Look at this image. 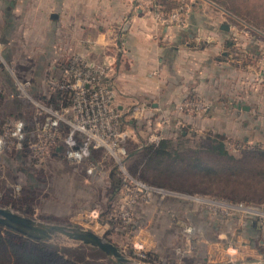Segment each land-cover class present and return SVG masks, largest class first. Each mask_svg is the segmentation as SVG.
<instances>
[{
  "label": "rangeland",
  "instance_id": "obj_1",
  "mask_svg": "<svg viewBox=\"0 0 264 264\" xmlns=\"http://www.w3.org/2000/svg\"><path fill=\"white\" fill-rule=\"evenodd\" d=\"M128 1L134 6L140 3ZM179 1L186 5L185 23L191 3H200L196 15L202 17L203 24L198 30L191 28V34H198V40L191 44L199 42L201 47L211 48L218 44L216 38L223 37L221 45H217V58L223 61L219 64L222 66L213 74L207 67L208 75H213L216 82L205 83L200 96L190 92L175 105V115L167 116L157 108L154 115L147 117L150 122L142 123L143 130L148 128L146 135L141 136L138 130L132 135L126 130V113L114 102L117 87L109 79L107 65L95 55L90 59L76 53L59 59L50 65L45 85L50 73L59 74L53 67L59 69L74 58L105 69L102 78L111 84L113 107L125 131L126 155L121 158L122 166L104 149L91 151L88 159L80 162L50 156L38 164L4 152L0 156V206L42 222L90 230L113 243L134 264L264 263V215L259 217L250 212L254 208L264 212V201L235 203L228 193L216 194L215 190L201 186L194 187L191 193L172 190L177 193L162 196L143 190L148 196L141 192L131 197V186L129 189L123 186L127 174L148 186L161 187L150 181L154 178L151 173L145 175L149 180L142 179L145 167L141 151L162 139L172 146L185 143L192 148L206 147L219 140L234 156H239L243 148H264V30L210 0ZM153 3L148 0L142 6L152 11L155 21L165 25L185 24L157 20ZM220 24L226 25L227 30H219ZM127 28V20L123 19L110 28L119 52L123 48L121 35ZM0 44L3 45L0 113H21L26 120L33 111L32 105L5 101L6 93L15 90L14 79L29 81V92L37 99L48 95L47 88L38 79L34 83L32 77L20 73L16 69L19 59L13 65L4 55L6 45ZM94 49L96 54L102 52L99 47ZM140 101L131 105V113L146 110L145 100ZM90 165L92 170L87 172ZM28 172L32 179L28 178ZM16 186L20 187L18 194ZM47 242L73 249L83 245L58 232ZM81 264H116V261L94 249L85 251Z\"/></svg>",
  "mask_w": 264,
  "mask_h": 264
},
{
  "label": "crops",
  "instance_id": "obj_2",
  "mask_svg": "<svg viewBox=\"0 0 264 264\" xmlns=\"http://www.w3.org/2000/svg\"><path fill=\"white\" fill-rule=\"evenodd\" d=\"M146 1L134 6L128 0H0L4 55L13 65L19 59L21 68L17 62L16 69L43 86L50 65L59 59L76 53L90 59L95 55L107 65L109 79L116 83L114 102L126 113V130L146 135L148 128L143 130L142 123L150 122L146 120L149 115L159 108L167 116L175 115V105L190 92L200 96L205 83L216 82L207 67L213 74L223 63L217 58L222 36L211 48L201 47L199 42L191 44L198 40L191 28L198 30L203 24L202 17L196 15L199 1L191 3L181 26L155 21L152 11L142 6ZM121 19L127 20L128 28L121 35L123 48L119 52L110 28ZM218 28L224 31L221 24ZM94 47L102 52L96 54ZM143 99L146 110L131 113V105ZM16 155L23 159L22 153ZM27 175L32 179L29 172Z\"/></svg>",
  "mask_w": 264,
  "mask_h": 264
},
{
  "label": "built area",
  "instance_id": "obj_3",
  "mask_svg": "<svg viewBox=\"0 0 264 264\" xmlns=\"http://www.w3.org/2000/svg\"><path fill=\"white\" fill-rule=\"evenodd\" d=\"M185 6L179 5L168 15L163 14L160 6H155V18L167 24H184ZM2 47L0 44V54ZM53 69L59 70V74L50 73L46 77L48 95L41 99L29 92V81L14 79L15 90L6 93L5 101L32 105L33 111L26 120L21 113H0V156L4 152L22 153L28 163L34 164L50 156L80 162L88 159L91 151L104 149L121 167V158L126 155L125 131L120 126L119 113L113 107L111 84L102 78L105 69L80 58ZM134 109L138 110V107ZM91 167L93 165L87 172L92 170ZM123 182L125 188L131 186V197L141 192L148 196L143 190L162 196L177 193L148 186L127 174ZM19 191L20 187L16 186L15 193ZM250 212L259 217L264 215L255 208Z\"/></svg>",
  "mask_w": 264,
  "mask_h": 264
},
{
  "label": "trees",
  "instance_id": "obj_4",
  "mask_svg": "<svg viewBox=\"0 0 264 264\" xmlns=\"http://www.w3.org/2000/svg\"><path fill=\"white\" fill-rule=\"evenodd\" d=\"M153 1L164 15L181 5L179 0ZM210 1L264 30V0ZM141 153L145 167L142 179L147 180L145 175L151 173L154 178L150 181L161 188L191 193L201 186L216 194L228 193L235 203L264 201V148H243L234 156L219 140L192 148L185 143L172 146L162 139L146 145ZM94 249L87 244L74 249L55 246L0 225V264H81L85 251Z\"/></svg>",
  "mask_w": 264,
  "mask_h": 264
},
{
  "label": "water",
  "instance_id": "obj_5",
  "mask_svg": "<svg viewBox=\"0 0 264 264\" xmlns=\"http://www.w3.org/2000/svg\"><path fill=\"white\" fill-rule=\"evenodd\" d=\"M221 29L227 30L226 25H221ZM60 150V147H57ZM0 225L13 230L20 235L35 240L48 241L55 232L62 233L68 238L79 241L98 248L107 256L115 259L116 264H134L131 259L126 257L113 243L105 240L96 233L62 224H51L33 219L29 216L19 214L9 208L0 206ZM236 264H264L263 262H244Z\"/></svg>",
  "mask_w": 264,
  "mask_h": 264
},
{
  "label": "flooded vegetation",
  "instance_id": "obj_6",
  "mask_svg": "<svg viewBox=\"0 0 264 264\" xmlns=\"http://www.w3.org/2000/svg\"><path fill=\"white\" fill-rule=\"evenodd\" d=\"M93 247H94V246H93ZM95 249H98V248L95 247ZM98 250H99V249H98Z\"/></svg>",
  "mask_w": 264,
  "mask_h": 264
},
{
  "label": "bare ground",
  "instance_id": "obj_7",
  "mask_svg": "<svg viewBox=\"0 0 264 264\" xmlns=\"http://www.w3.org/2000/svg\"><path fill=\"white\" fill-rule=\"evenodd\" d=\"M225 207H230V206H225Z\"/></svg>",
  "mask_w": 264,
  "mask_h": 264
}]
</instances>
